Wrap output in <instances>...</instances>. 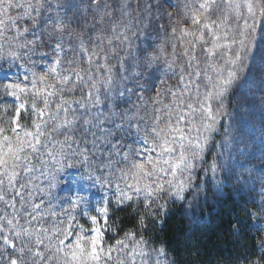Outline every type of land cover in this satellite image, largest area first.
<instances>
[{
	"label": "snow or ice",
	"instance_id": "1",
	"mask_svg": "<svg viewBox=\"0 0 264 264\" xmlns=\"http://www.w3.org/2000/svg\"><path fill=\"white\" fill-rule=\"evenodd\" d=\"M115 4H118L119 7H115ZM53 5L56 9L62 10L66 6V0L65 4H61V0H0V40L3 41L0 43V59L10 56L14 60L25 61L22 66L28 68V64L32 63L31 56L33 54L51 55V53L44 52L43 49L47 45H52L53 42V50L56 53L52 56L53 62L47 65V70L42 74L38 75L28 68V71L32 73L31 88L20 83L0 85V99L4 96H11L19 102L15 106H0V119L11 113L7 120L8 127H0V176L6 177L7 180L5 185V179H0V201L6 206L12 205L14 213L18 214L23 211L29 217L24 221V224H21L18 215L14 214L11 218L6 214L0 215V241H2L0 243V264H48L49 261H55L56 264H60V261H63V264H101L104 257L106 259L103 260V264H108V261L112 259L113 251L111 246L104 247V228L108 227L110 212L109 200L106 199L105 206L95 210L97 215L89 217L93 227L85 230L83 225H79V232L75 231L72 226V221L76 219L72 212L76 210L78 203L85 202L83 198H78V202H74L70 209H62L59 214L52 211V205L49 204L47 215L51 218L63 215L67 217L66 221L56 219L55 222L45 226L44 215L33 214V212L40 211L44 201L41 200L39 204L30 203L32 193L28 191V186L31 181H26L22 173L30 174L34 171L35 165L31 163L33 156L42 158L43 154L37 145L42 146L44 151L55 159L57 150L63 153L65 145L69 149L71 148V145L67 144V141L73 139L67 134L69 126L74 129L77 122L84 117L83 125H92L99 129L105 135L97 137V139H102L104 143L112 145V151L108 152L106 157L102 156L95 160L96 168L92 174L95 180L101 183V186L104 184L111 186L115 183L114 201L117 205H124L133 200V195L139 197L141 193H143V203L146 209H152V205L156 203L157 199H160V193L165 191L169 197L183 199L184 191L193 186L196 161L202 159L208 137L201 135L192 138L191 133L185 132L184 128L180 126V122L185 120L187 115L189 124L197 133H200L201 130L208 132L214 130L217 115L223 108L222 98L239 80L240 74L250 66L249 62L255 57L257 49L261 53L260 66L264 70V30L257 35L258 23L264 29V0H219V2L218 0H186L180 10L181 19L170 27L172 34L179 32V36L176 38L182 44L190 46V48L185 47L183 53L188 57V67L194 68L195 65L192 62H199V57L195 52L197 44L200 45L201 53L205 57H219L223 59L224 63L223 65L216 63L206 65V68L211 67L217 72L215 78L210 76L207 71L202 73L200 70H196L187 73L189 76L200 77L203 75L205 78L203 83L189 80L184 84V91L180 93L181 97L185 92L192 91L188 87L189 84L195 86L194 98L191 99V102L186 103L187 113L184 108L180 107L185 104V100L177 98L176 93L173 92L171 103L175 104L179 111L171 108L169 104H163L162 107L167 112L165 115H156L153 126L143 130L139 124L135 126L138 134L143 132L140 140L146 147L137 148L130 145L128 150L123 153L119 150L123 138L116 139V133L112 129L104 127L105 123H111V117L119 115L115 104L109 103V114L105 115L104 119L97 118L99 115H104L102 110L89 119L87 113L77 114L75 110L70 113L69 109L65 107L69 100L65 98L64 93L65 91L75 92L78 88L83 92L84 87L89 89L87 96L92 95L93 89L98 92L99 81L94 79L93 70L96 74H100L102 71L106 72L108 75L103 81L104 84L109 89L115 87L114 69L116 66L109 64L108 61L115 56L118 58L119 68L126 70L124 61L127 57H121L117 49L129 39L124 30L131 25V20H126L132 12L130 0H78L73 5L83 13H87L89 10L99 13L103 10V15L99 16L96 23L85 25V31L75 34V43L79 52L71 43L67 45L64 43L65 24L63 18L59 14L55 17L49 15L54 11ZM153 6L157 11V20L162 16H167L171 20L173 12L169 11L168 7H177L173 0H153V2L145 0L143 11L149 17L152 15ZM139 7L140 5L137 4V8ZM13 11L16 13L15 15L11 14ZM115 11L121 13L119 19L114 17ZM139 16L140 13L137 12V17ZM88 27L94 29L89 35V40H92L90 46L85 40ZM159 27L163 29L164 25L160 24ZM67 35L72 37L73 33L68 32ZM114 41L119 43L114 44ZM65 49L71 51L72 55H61ZM81 52L87 54L89 66L87 69H79ZM163 53V48L158 52H145L143 56L145 64L151 67ZM93 58L103 59L104 63H95ZM64 64L69 67L65 68L63 72H58V68ZM72 65H76V67H72ZM173 65L174 61L168 62L169 70H173ZM221 68L224 69L226 75L221 72ZM81 71L84 72V75L80 74ZM180 71L184 72L182 65ZM73 75L75 81L72 80ZM50 76L53 80L58 81V85L57 83H47ZM24 79L28 80V77L25 76ZM122 79L126 80L127 77H122ZM183 80L184 76L181 75L180 81ZM66 85L70 86L65 88ZM80 85L84 87H80ZM201 88L204 89L203 92L200 91ZM53 97H58L59 102L55 104L54 109L48 112L47 120L33 121L34 130H30L22 123V110L26 106L30 105L31 107L30 115L36 114L43 117L46 110L50 108ZM155 99L159 102V92ZM37 101H41L43 107ZM76 103L81 108L84 107L80 100H77ZM99 103V96H97L96 104ZM216 103L219 104L218 107L214 106ZM61 111L64 113L62 117L59 115ZM155 112L160 113L161 108H156ZM197 114L201 121L200 127H197L191 119ZM173 117L176 119L173 120ZM121 119L130 120L131 117L125 116ZM93 120H95L94 124ZM161 121L164 123L163 127L160 126ZM121 127V124L116 125L117 129ZM21 129H23L22 132ZM84 131L88 132L89 129L84 128ZM8 132H11V135L7 134ZM55 134H63L64 141H57ZM91 135L97 136L96 132H91ZM73 142L75 141L73 140ZM92 143L95 145V140ZM88 151V149H84V152ZM156 152L158 155H153ZM141 156L145 158L140 159ZM116 157H122V159H116ZM84 160L87 162L89 157L85 155ZM118 165L122 166L118 167ZM68 166L72 167L73 165ZM210 170L215 175L218 170L215 162ZM95 171H99L101 175H95ZM161 173L172 177L166 181L170 186L167 190L163 182L152 179L153 177L159 178ZM121 182L124 184L123 188L120 186ZM53 186L49 185V187ZM8 189H12L13 193H10ZM20 189L25 191L26 196L21 193ZM130 192L132 195L129 194ZM261 192L258 206L255 209H246V212L253 222L254 230L264 233V188L261 189ZM47 195L50 197L51 193L49 192ZM6 197L9 198L6 199ZM17 198L21 202L20 209L15 207ZM165 207L166 202L157 205L156 210L146 211L145 215L155 216ZM27 208H32L33 212H28ZM33 221H39L40 227L36 228ZM139 223L144 224V216L140 217ZM24 225H28V227ZM233 227L234 230H239L238 224ZM6 232H12L16 240H21V244L17 246L15 240L6 235ZM85 232L91 234L86 235ZM61 236L64 238L61 239ZM70 236L75 237L74 241L65 245V240ZM125 236L130 237V234L126 233ZM116 243L122 246L120 251L128 247L124 240H117ZM143 243L144 241L141 239L136 240L132 245V252L138 253L144 258L143 264H150L152 255L155 257L152 264H172L166 258L167 254L164 248L151 249L146 253L141 247ZM257 243L259 248L264 250V235ZM258 259L260 264H264V255ZM115 264H125V260L118 258Z\"/></svg>",
	"mask_w": 264,
	"mask_h": 264
},
{
	"label": "rangeland",
	"instance_id": "2",
	"mask_svg": "<svg viewBox=\"0 0 264 264\" xmlns=\"http://www.w3.org/2000/svg\"><path fill=\"white\" fill-rule=\"evenodd\" d=\"M77 2L78 0H66V6L62 10L56 9L55 5H53L54 11L49 13V15L55 17L59 14V16L63 18L65 24L64 43L66 45L71 43L79 52V48L75 43V34L85 31V25L94 24L99 18H97L96 12L91 10L87 13L77 10L73 7ZM148 2H153V0H148ZM173 2L177 7H168V10L173 12V18L169 20L167 16H162L157 20L155 6H153L152 15L149 17L147 13L143 11L145 0H130L132 12L126 20H131V25L124 30L129 39L126 40L123 45H120L117 50L121 57L128 56L126 54H132L133 50L136 51V54L141 56L142 64L138 66V75H134L133 78L127 76L125 73L126 70L119 68L118 58L113 56L109 59L108 63L116 66L114 69L115 87L109 89L108 86L104 84L103 81L108 75L106 72L102 71L100 74H96L93 70L94 79L99 81L98 92L93 89L92 95L87 96L89 89L80 85V87H84L83 92L78 88L75 92L69 93L65 91L64 93L65 98L69 100V103L65 105V107L69 109L70 113L73 110H75L77 114L87 113V118L89 119L101 110L104 115H99L97 118L101 120L104 119V116L109 114V103L111 102L115 104L119 115L111 117V123H105L104 127L112 129L116 133V139L123 138L122 143L119 145L121 153L126 152L130 145L137 148L146 147L143 145L142 140H140V136L143 135V132L138 134L135 126L139 124L142 130L153 126L156 115H165L167 112L166 109H163V104H169L171 108L179 111V108H176V105L171 103L173 100V92L176 93L177 98L185 100V104L180 105V107L184 108L185 113H187L188 110L186 108V103L191 102V99L194 98L195 86L192 87L194 89L191 88L192 92L190 96L185 98L186 92L183 97L180 96V93L184 91V84L189 80L197 81V78L203 83L205 79L203 75L195 77L189 76L187 73L196 70H200L202 73L207 71L210 76L215 78L217 72L211 67L206 68V65L210 63L223 65L224 63L223 59L219 57H205L201 53L200 45L197 44L195 52L199 57V62L197 63L196 61H193L192 63L195 67H188V57L183 53L184 48H190V46L182 44L176 38L179 36V32L172 34L170 27V25H175L176 21L181 19L180 10L186 0H173ZM61 4H65V0H61ZM137 4L140 5L139 8H137ZM115 7L118 8L119 5L115 4ZM137 12L140 13L139 17H137ZM11 14L15 15L16 13L13 11ZM100 14L103 15V10ZM113 15L115 18L119 19L121 13L115 11ZM240 23L242 24L243 22L241 21ZM160 24L164 25L163 29L159 27ZM97 27H99L98 24ZM262 30L264 29H262L261 25L258 23L257 35H259ZM93 31L94 29L91 27L87 28L85 40L89 46L92 44V40H89V35ZM68 32H72L73 36L69 37L67 35ZM29 38H31V36H29ZM189 39L192 38L189 37ZM0 43H3V41L0 40ZM118 43L119 42L114 41V44ZM138 45H142L146 49V52H158L159 49L163 48L164 53L159 56L155 64L148 67L143 59L145 52H142L141 47ZM173 45H175V48H173ZM53 47L54 42L52 45H47L43 49L44 52L51 53V55L42 56L39 54H33L31 56L32 63L28 64V68H31L38 75L46 71L47 65L53 62L52 56L56 54ZM5 48H7V45H5ZM61 55L71 56L72 53L65 49V52L61 53ZM201 55H203L202 58L204 60H200ZM260 58L261 53L259 52V49H257L255 57L249 62L250 66L245 72L240 74L239 80L222 98L223 108L220 110V114L217 115L214 130L210 132L201 130L200 133H197L195 129L191 127V124H189V118L187 115L185 120L180 122V126L184 128L185 132L191 133L192 138L201 135L208 137L205 150L202 153V159L196 161L197 167L194 169V178L192 180L193 186L186 189L184 192L187 190L204 192L207 182H209L213 186L215 192L221 195L225 193L227 187L234 184L239 194H242L245 199L253 200L258 206V201L262 195L261 189L264 188V70L261 69V66H257L260 65ZM93 60L95 63H104L103 59L93 58ZM171 61H174L173 70H169L168 67V62ZM24 62L25 61L14 60L10 56H5L3 59H0V85L20 83L22 85L26 84L31 88L32 73L28 71V68L22 66ZM181 65L184 68L183 73L180 71ZM68 67L69 65L64 64L58 68V72H63V70ZM72 67H76V65H72ZM88 67L87 54L81 52L79 56V69H87ZM221 72L226 75L223 68H221ZM80 74L84 75V72L81 71ZM181 75L184 76L183 81H180ZM25 76L28 77V80L24 79ZM125 76L127 79L123 80L122 77ZM72 80L75 81L74 75ZM76 82L79 84L78 81ZM47 83H57L58 85V81L53 80L51 76ZM68 86L70 85H66L65 88ZM41 87H43V85H41ZM128 89H131V91H128ZM200 91L203 92L204 89L201 88ZM157 92L160 93L159 102L155 99ZM121 93H123V95H121ZM236 95H238V98L235 101ZM97 96H99V104H96ZM51 99L52 103L50 108L46 110L43 117L36 114L30 115L31 107L30 105L26 106V108L22 110V117H25L26 121L29 122L22 121V123L30 130H34L32 127L33 121L39 122L41 119L47 120L48 112L54 109L55 104L59 102L58 97H53ZM77 100H80L81 103L84 104L83 108L76 103ZM249 100L254 102V104L258 101L257 106H260L257 114L259 123L257 121L253 122V119H250L248 116ZM18 103L19 102L11 96H4L0 99V106H15L18 105ZM37 103L43 107L41 101H37ZM235 104L237 110H241L238 113V116L235 112ZM214 106L218 107L219 104L216 103ZM156 108H161V112L156 113ZM10 115L11 113L0 119V127H8L7 120ZM59 115L62 117L64 115L63 111H61ZM125 116L131 117V119L122 120L121 118ZM235 117H237V119H235ZM69 118H71V116H69ZM83 118L84 117L77 122L74 129L69 126L67 134L68 136L73 137L72 140L67 141V144L71 145L70 149L65 145L63 153H60L57 150L56 157L53 159L44 151L42 146L37 145L43 154L42 158L33 156L31 158V163L32 165H35L34 171L30 174L22 173V176L26 181H31L28 186V191L32 193L30 203L39 204L41 200L44 201L39 212H33L32 208H27V211L33 212L34 215L38 216L43 214L45 218V226L49 223L55 222L56 219L67 220V217L63 215H60L57 218L49 217L47 215L49 204L52 205L51 210L59 214L62 209H70L74 202H78V198H83L85 202L78 203V207L72 212V215L76 217V219L72 221V226L77 232L80 231L79 225H83L85 230L93 227L89 217L97 215L95 210L99 207L105 206L104 201L106 199L110 201L108 206L110 204L117 205L114 201L115 183L111 186L108 184L101 186V183L97 182L92 174L96 168L95 160L100 159L102 156L106 157L107 153L112 151V145L104 143L102 139H97V137H102L105 134H102L99 129L92 125H83ZM175 119L176 117H173V120ZM191 119L197 127L201 126L199 114ZM233 120L234 123H236L234 126L232 124ZM94 123L95 120H93V124ZM209 123H211V121H209ZM117 124H121L122 127L117 129ZM160 126H164L163 121H161ZM84 128H88L89 131L85 132ZM22 131L23 129H21V132ZM91 132H96L97 136L93 137ZM129 133H131V135H129ZM7 134L11 135V132H8ZM42 139L44 138L42 137ZM55 139L57 141H64V135L55 134ZM73 140L75 142H73ZM94 140L95 145L92 143ZM201 142L203 143L204 141L202 140ZM113 143H115V140H113ZM84 149H88L89 151L84 152ZM208 152L212 153V156H209L210 159L208 158L209 160L206 159L205 156ZM85 155L89 157L87 162L84 160ZM153 155H158V152L153 153ZM144 158V156L140 157V159ZM116 159H122V157H116ZM213 162H215L218 169L215 175H213L210 170ZM68 165L73 166L69 167ZM119 166L122 165H118V167ZM206 169L208 171H205ZM95 175L99 176L101 173L95 171ZM117 175H119V173H117ZM0 179H5V185L7 184L6 177L0 176ZM152 179H157L158 182H163L164 187L167 190L170 186L166 181L172 179V177L161 173L159 178L153 177ZM49 185L54 186L49 187ZM120 186L123 188L124 184L121 182ZM153 187H155V185H153ZM8 191L13 193L12 189H8ZM20 191L26 196L23 189H20ZM49 192L51 193L50 197L47 195ZM129 194L132 195L131 192ZM160 197L163 199L169 197L167 191L160 193ZM8 198L9 197H6V199ZM143 200V193H141L139 197L133 195V200L128 202L143 203ZM185 202L189 203L187 200ZM15 207L17 209L21 208L19 198H17V201L15 202ZM10 210H12L11 206H6L0 201V215L6 214L11 218L16 214L18 215L21 224H24V221L29 219L23 211L17 214L14 213L13 210L11 215ZM85 213H87V215H85ZM101 223H103L102 220ZM33 225L36 228H39L40 222L33 221ZM24 226L28 227V225ZM105 231L106 228H104V233ZM10 234L15 240L17 246H19L21 240H16L12 232H10ZM85 234L88 235L91 233L85 232ZM60 238L63 239L64 237L61 236ZM74 239V236L68 237L65 240V245L72 243ZM132 245L133 244L128 245L125 252L128 254L129 258L133 259V256L137 258L134 262H141V264H143L144 258L138 253L132 252ZM143 245L144 243L141 247H144ZM41 250H43V248H41ZM116 250V248L113 249L111 253L112 259L108 261V264H115L118 259L116 257ZM104 259H106V257L102 259L101 264H103ZM48 264H56V262L49 261ZM60 264H63V261H60Z\"/></svg>",
	"mask_w": 264,
	"mask_h": 264
},
{
	"label": "trees",
	"instance_id": "3",
	"mask_svg": "<svg viewBox=\"0 0 264 264\" xmlns=\"http://www.w3.org/2000/svg\"><path fill=\"white\" fill-rule=\"evenodd\" d=\"M100 13H96L97 18ZM138 46L141 47L142 52H146L142 45ZM135 52L126 54L128 56L125 59V73L130 78L136 75L138 66L142 64L141 56ZM202 56L200 60H204ZM197 79L196 83H201V80ZM193 86V84L188 85L190 89ZM191 92H186L185 98H188ZM237 98L238 95L235 101ZM257 103L258 101L255 104L250 100L248 102V116L253 122L258 119L260 106L258 107ZM240 111L235 104L237 116ZM22 121L25 122L26 118L23 117ZM232 124L233 126L236 124L234 120ZM211 154V152L207 153V159L212 156ZM208 183L204 192L189 190L183 200L160 197L156 202L159 204L166 202V207L155 216H147L145 213L156 210L159 204H153L152 209H146L145 204L140 202H128L122 206L110 205L104 247L116 248V257L125 260V264H141V262H134L137 258H129L125 252L126 248L120 251L122 246L116 243L117 240H124L125 244L130 245L142 239L146 253L151 249L164 248L166 258L172 264H249V262L260 264L258 258L264 255V250L259 248L257 241L263 233L254 230L253 222L246 212V209H255L256 203L239 194L234 184L227 187L225 193L220 195ZM186 200L189 203L185 202ZM11 209L12 215L13 207ZM141 216H144L143 225L139 223ZM237 224L238 231L233 227ZM126 233H129L130 237H126ZM5 234L11 237L10 232ZM154 260L155 257L152 255L150 264Z\"/></svg>",
	"mask_w": 264,
	"mask_h": 264
}]
</instances>
